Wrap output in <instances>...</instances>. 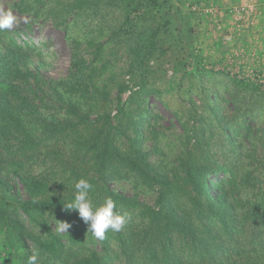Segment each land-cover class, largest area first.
<instances>
[{
	"label": "trees",
	"instance_id": "1",
	"mask_svg": "<svg viewBox=\"0 0 264 264\" xmlns=\"http://www.w3.org/2000/svg\"><path fill=\"white\" fill-rule=\"evenodd\" d=\"M48 1L13 5L38 13ZM55 1L48 13L57 25L69 16L103 20L119 11L118 23L107 29L109 37L127 40L130 79L117 83L112 97L113 76L101 78L109 63L101 56L103 44L75 37L67 75L46 79L42 61L33 60L41 49L18 40L19 31H0V264H28L33 253L36 264H264L262 68L252 78L213 70L190 33L177 37L164 87L157 81L165 80V71L151 64L172 46L164 47L161 33L173 8L212 0ZM155 13L163 21L139 27ZM219 52L222 61L228 51ZM178 74L189 79L188 92L199 102L192 94L182 110H172L181 133L164 152L160 116L147 98L154 95L169 108L164 94L179 88ZM153 153L159 158L152 160ZM82 178L92 185L94 203L111 197L114 211L128 213L122 229L108 230L103 240L88 231L78 211L64 208ZM13 179L23 193L13 191ZM124 183L133 194L114 187ZM144 192L154 194L152 205L140 201ZM60 222L71 227L58 231Z\"/></svg>",
	"mask_w": 264,
	"mask_h": 264
},
{
	"label": "rangeland",
	"instance_id": "2",
	"mask_svg": "<svg viewBox=\"0 0 264 264\" xmlns=\"http://www.w3.org/2000/svg\"><path fill=\"white\" fill-rule=\"evenodd\" d=\"M17 0H0V9H11L16 17V23L9 31H19L20 39H29L34 42L42 51L41 56L34 55L33 60L38 63L42 61L43 64L38 65L41 75L46 79L58 80L67 75L70 58H71V45L70 39L72 37L83 40L85 38H94L99 43L103 44V59L108 60L107 70L101 75L102 79H105L110 74L113 76L108 82L111 89V96L116 95V84L120 82H128L130 74L127 72L130 58L127 52V40L120 36L113 39L109 37L107 29L108 25L118 23L119 11L110 10L101 20L97 18H87L86 16L68 17L64 24L57 25L55 18L49 15V9L51 7L58 6L55 0L48 1L44 7H40L38 13H34L35 10L21 13L13 3ZM69 1V0H61ZM238 0H212V3L217 5L220 9L218 14V20L223 22L227 28L230 24V18L225 14L224 8L236 3ZM260 4V16L254 26L246 27L240 35H234L231 41L222 39V34L212 30L210 22L206 17H200V15L188 14L186 8V2L177 4L171 14L167 15L169 18L168 31L161 33V38L165 41L164 47H168L169 43H172L170 49L167 50L160 59H157L152 65L162 67L165 71V80H158L157 85L164 87L166 80L172 76V60H174L175 49L173 46L179 36V40L188 36L190 33L194 38V41L199 45L200 50L205 56V59L213 60V70H223L228 72L231 76H247L253 77L259 68H262V74L264 73V0H258ZM33 3V2H32ZM163 17L159 13L151 15L149 18L144 19L139 23V27L143 28L148 25H157L163 21ZM189 28V29H188ZM102 29V30H100ZM224 42L221 46H216L214 41L219 38ZM228 51L225 55V59L217 61L220 57L219 51ZM86 57H91L90 53L86 54ZM216 60V62H214ZM211 64L207 65L210 68ZM189 68V67H187ZM176 80L180 83L178 89L173 91L174 95L164 94V97L169 100L170 107L165 108L154 95H150L147 101L150 105V109L153 113L160 116L157 127L163 132L159 136L158 144L164 152H168L172 149L174 141L173 135L181 133V126L173 116L172 110H182L187 104L185 99L192 95V98L199 102L197 93L188 92L189 79L180 80V75L176 76ZM263 81L262 78H260ZM199 87H203L202 84L194 80ZM132 85H135L134 83ZM195 91V90H193ZM181 94V95H180ZM128 92L123 94V97H127ZM171 95V96H170ZM184 97L183 100L181 97ZM111 110L115 111L114 104L109 103ZM151 139L147 140L145 145L147 148L151 146ZM158 153H153L152 160L159 158ZM11 186L13 191H19L23 193L22 185L17 183L16 179L11 180ZM114 187L124 191L127 194H133V189L127 184H114ZM140 201L153 204L154 194L152 192L139 193Z\"/></svg>",
	"mask_w": 264,
	"mask_h": 264
},
{
	"label": "clouds",
	"instance_id": "3",
	"mask_svg": "<svg viewBox=\"0 0 264 264\" xmlns=\"http://www.w3.org/2000/svg\"><path fill=\"white\" fill-rule=\"evenodd\" d=\"M15 23L16 17L11 9L6 11L0 9V31L11 29ZM74 189L72 198L65 202L64 208L78 211L79 216L88 225V231L95 238L103 240L108 230L118 232L122 229L128 219V213L114 211L116 204L111 197H106L102 203H94L89 197L92 185L83 178L75 182ZM69 227H71L69 223L60 222L58 231L66 232ZM37 259L38 254L33 253L28 264H36Z\"/></svg>",
	"mask_w": 264,
	"mask_h": 264
},
{
	"label": "built area",
	"instance_id": "4",
	"mask_svg": "<svg viewBox=\"0 0 264 264\" xmlns=\"http://www.w3.org/2000/svg\"><path fill=\"white\" fill-rule=\"evenodd\" d=\"M188 11L195 15L206 17L212 30L221 33L222 39L231 41L234 35H240L248 26H254L260 16V4L258 0H238L236 3L224 8V12L230 18V24L225 26L218 20L219 7L212 2L188 3Z\"/></svg>",
	"mask_w": 264,
	"mask_h": 264
}]
</instances>
